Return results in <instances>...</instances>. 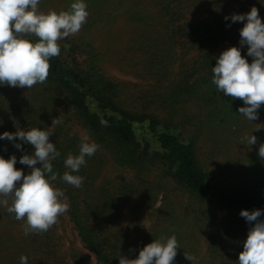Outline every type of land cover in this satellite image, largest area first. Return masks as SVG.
Segmentation results:
<instances>
[{"label": "trees", "instance_id": "trees-1", "mask_svg": "<svg viewBox=\"0 0 264 264\" xmlns=\"http://www.w3.org/2000/svg\"><path fill=\"white\" fill-rule=\"evenodd\" d=\"M72 2L67 1L69 7ZM261 2L86 0L87 21L78 34L58 41L60 55L50 58L44 84L29 89L0 85V133L34 127L53 131L50 140L61 155L52 163L60 176L67 170L68 154L79 153L82 134L99 145L74 173L84 178L80 188L59 177L53 182L69 204L57 220L63 227L72 224L99 264H120V256L135 259L147 244L172 235L180 246L175 264H238L255 224L240 212L264 210V160L258 156L264 143V104L258 119L249 121L238 113L243 100L223 95L212 84V68L225 49L240 46L246 23L225 17L255 6L264 20ZM41 3L45 0L39 11ZM121 24L122 49L105 44L111 40L107 30L112 28L117 38ZM247 47L241 48L243 56ZM247 59L251 63L253 57ZM110 62L140 82L114 75ZM54 118L63 123L52 125ZM252 134L257 142L249 146L243 138ZM33 151L27 143L17 149L12 141L0 140V155H16L15 167L24 174L31 168L19 158ZM109 163L130 169L135 178L104 175ZM165 177L189 201L163 204L152 234L131 235L122 220L128 198L136 188L145 190L143 200L152 206ZM176 207L181 214H173ZM258 219L264 220V214ZM24 226V220L0 207V264H20L21 256L28 257V264H82L81 259L68 263L61 252L57 222L46 232L29 235Z\"/></svg>", "mask_w": 264, "mask_h": 264}, {"label": "clouds", "instance_id": "clouds-1", "mask_svg": "<svg viewBox=\"0 0 264 264\" xmlns=\"http://www.w3.org/2000/svg\"><path fill=\"white\" fill-rule=\"evenodd\" d=\"M39 3L40 0H0V85L29 89L44 84L50 58L60 55L58 41L78 33L89 15L86 0H73L68 10L59 13L39 11ZM229 19L233 23L246 21L240 29V46L229 47L216 57L211 82L223 95L242 99L245 106L238 113L255 121L258 109L264 104V20L255 6L247 13L225 17L226 21ZM244 45L248 46L247 56L253 57L251 63L241 54ZM61 123L62 120L54 118L52 125ZM52 133L36 127L0 133V140L12 141L17 149H22L23 143L34 146L30 155L19 158L20 164L31 168L28 174L15 167L16 155L10 158L0 155V207H6L17 221H25V235L48 231L68 211L64 192L53 182L59 177L80 188L84 178L74 173L79 172L86 164V157L93 156L99 147L89 142L87 134H82L79 153L68 154L64 159L67 170L60 176L52 163L61 155L50 140ZM243 140L251 146L256 144L257 137L252 134ZM258 156L264 160V143L259 146ZM7 197L11 198V204ZM262 214V209L240 212L247 222L255 224L244 241L238 264H264V220L258 219ZM179 247L175 235L161 237L144 246L135 259L120 256V264H175ZM185 255L193 261L187 252ZM20 264H28V257L21 256Z\"/></svg>", "mask_w": 264, "mask_h": 264}, {"label": "rangeland", "instance_id": "rangeland-1", "mask_svg": "<svg viewBox=\"0 0 264 264\" xmlns=\"http://www.w3.org/2000/svg\"><path fill=\"white\" fill-rule=\"evenodd\" d=\"M44 0H40V2H43ZM68 0H45V3H41L40 7H42L43 12H49V11H56L59 13L60 11H65L69 9V6L67 4ZM70 5V4H69ZM119 28V27H117ZM120 31L118 32L117 38H115L113 34L112 28H109L107 30L106 37L108 39L105 44L115 45L118 47V49H122V46L125 45V39L123 38L124 32L122 31L124 29L123 24L120 25ZM78 34V33H76ZM75 34V35H76ZM74 35H70L69 37H72ZM103 35L101 36V38ZM113 38V39H112ZM116 56V55H115ZM109 70L116 76L131 80L133 83H139L140 79L137 78V76H134L132 74H129L125 71L123 67L116 66L113 63L110 62ZM219 169H216L213 174L218 171ZM108 175L110 178L117 179L118 177H123L126 179V181H129L130 179L135 178V174L130 169L125 170L121 167H116L112 164H108L107 167H105L104 175ZM153 175H156V173H153ZM102 180V179H101ZM163 182V185H161L162 190L158 193V198L153 201V205L150 206L148 201L143 200V196L146 195L145 190H136L133 192L132 196L128 198V201L125 204L124 210H123V226L126 228L127 226L131 230V235L137 236H143V234H146L148 232L149 235L152 234V232L155 230V222L158 219L159 211L162 209L163 204L169 203L170 200L181 202L182 204H186L189 199L186 195H182L181 191H179V188L176 187V184L168 179L163 178L161 180ZM177 209L174 210L173 214H181L182 208L176 207ZM159 209V211H158ZM156 210V211H155ZM225 216V213L220 214L216 219L219 221ZM141 219V220H140ZM140 220L139 224H142L137 231L138 227L135 225ZM57 224H59L58 232L61 236V252L66 254L68 263H72L75 259L77 261H81L82 264H99L96 261V258L94 254L86 247L83 246L82 242H80V238L77 235V231L72 227L71 225H63L61 224L60 220H57ZM185 226V225H183ZM205 232L203 233V237L206 238L208 234ZM184 233V231H183ZM74 255V258L71 256ZM203 256V252L200 254H197L196 259H201ZM80 262V263H81Z\"/></svg>", "mask_w": 264, "mask_h": 264}]
</instances>
